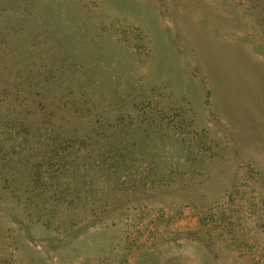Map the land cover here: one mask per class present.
Segmentation results:
<instances>
[{
	"label": "rangeland",
	"instance_id": "374dc122",
	"mask_svg": "<svg viewBox=\"0 0 264 264\" xmlns=\"http://www.w3.org/2000/svg\"><path fill=\"white\" fill-rule=\"evenodd\" d=\"M0 264H264V0H0Z\"/></svg>",
	"mask_w": 264,
	"mask_h": 264
}]
</instances>
